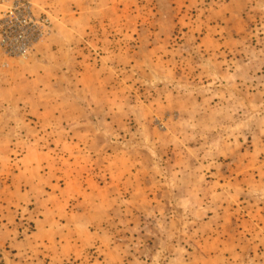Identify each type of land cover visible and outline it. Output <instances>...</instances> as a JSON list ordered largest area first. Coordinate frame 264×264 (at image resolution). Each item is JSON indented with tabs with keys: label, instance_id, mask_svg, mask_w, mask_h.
<instances>
[{
	"label": "rangeland",
	"instance_id": "1",
	"mask_svg": "<svg viewBox=\"0 0 264 264\" xmlns=\"http://www.w3.org/2000/svg\"><path fill=\"white\" fill-rule=\"evenodd\" d=\"M34 2L56 39L0 60V263L264 264V0Z\"/></svg>",
	"mask_w": 264,
	"mask_h": 264
},
{
	"label": "built area",
	"instance_id": "2",
	"mask_svg": "<svg viewBox=\"0 0 264 264\" xmlns=\"http://www.w3.org/2000/svg\"><path fill=\"white\" fill-rule=\"evenodd\" d=\"M52 32L50 15L34 0H0V60L10 68L27 61Z\"/></svg>",
	"mask_w": 264,
	"mask_h": 264
},
{
	"label": "crops",
	"instance_id": "3",
	"mask_svg": "<svg viewBox=\"0 0 264 264\" xmlns=\"http://www.w3.org/2000/svg\"><path fill=\"white\" fill-rule=\"evenodd\" d=\"M53 36L51 37V39H49V43H47L46 45H43V46L40 45L37 48V50L30 56V58L25 62V64L20 63L21 65H19V68L20 67H24L25 69H28V68L36 69V68H38V64H40L39 60L45 61V57H46V55H44V56H41V55L43 54V52H45L48 49L46 47L48 45H51L50 43L56 39V37L54 36L55 37L54 38ZM14 67L15 66H13V68ZM16 210L18 212V209H16ZM11 216L15 217L14 213ZM4 218H7V219H2V217H0V249H2L4 246H6L4 251L8 250L9 247L14 249V251L18 250L17 252H11V254L14 255L16 258L17 256H19L21 254V252H20L21 244L19 245L18 243H16V242H20L18 240V237L16 238V233H17L16 231L19 228V224L16 222L17 224L14 225V222H15L14 219L15 218L11 219L8 217V215H7V217L4 216ZM43 222H44V219H42V218L38 222H36V226H35L36 232L33 235L35 240L32 241L34 246H36L37 244H40V240H41L40 234H41V232H43L42 231ZM10 226H12L11 229H10ZM14 240H15V243H13ZM0 253L3 256H6L4 252L0 251ZM43 256H47L48 258H50L51 264L52 263L53 264L59 263V258H60L59 255L44 254ZM7 259L9 260V263H8ZM16 261H17L16 259H13V258L10 259L9 257H6L3 264H21L20 262H16ZM0 264H2V262Z\"/></svg>",
	"mask_w": 264,
	"mask_h": 264
}]
</instances>
